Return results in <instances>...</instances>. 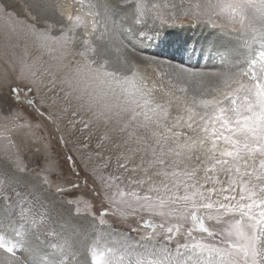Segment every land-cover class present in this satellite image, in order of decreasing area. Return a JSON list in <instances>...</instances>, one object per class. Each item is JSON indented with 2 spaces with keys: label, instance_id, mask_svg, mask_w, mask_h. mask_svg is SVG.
Segmentation results:
<instances>
[{
  "label": "snow or ice",
  "instance_id": "snow-or-ice-1",
  "mask_svg": "<svg viewBox=\"0 0 264 264\" xmlns=\"http://www.w3.org/2000/svg\"><path fill=\"white\" fill-rule=\"evenodd\" d=\"M73 7L0 0V264H264V0ZM185 27L209 63L148 54Z\"/></svg>",
  "mask_w": 264,
  "mask_h": 264
},
{
  "label": "rangeland",
  "instance_id": "rangeland-1",
  "mask_svg": "<svg viewBox=\"0 0 264 264\" xmlns=\"http://www.w3.org/2000/svg\"><path fill=\"white\" fill-rule=\"evenodd\" d=\"M64 1L58 0V2L60 4H63L64 6H66V3L68 2V0H64ZM73 1L74 0H69V2H71V4L73 3ZM165 1H166L165 3L169 2V0H165ZM19 3H20V5H23L24 0L23 1L19 0ZM75 7H79V5L77 4ZM73 13H75L74 10L72 11V14ZM21 19H24V17L21 16ZM0 28H1L0 29V32H1L0 33V42H1L0 43V72H3L4 66H5V61L8 59V56H10L13 53V51H15L17 53V55L21 54L25 43H27V44L29 43V45H31L32 41L30 38L23 36V34H20L21 36L18 35V37L14 36V35L13 36L12 35L7 36L5 34L2 26H0ZM185 28L188 31L190 30L188 27H185ZM187 30L185 31L184 28L168 29L166 34H165L167 39L166 40L163 39L162 41L172 42L173 41L172 37L174 36L175 39H177V43H175L172 46H173V48H175L177 50L181 47V44L186 43L188 50L189 49L194 50L192 52V55L198 56L197 58H195L192 61V64H195V63H197V61H200L203 59H204L203 61H209V53L212 51V43L210 42V39H207V38H206V40L203 39L204 41L202 40L203 42L201 41V43L196 42L195 40H198L197 38H200V35H198V34L201 30L200 29H192V30H194V32L192 34L190 33L188 36L186 33ZM170 31H174V32H171L172 35L168 36L167 33ZM3 38H5V39H3ZM17 38H20V39H17ZM2 42H4V43H2ZM15 44L19 45V49H18V47L13 49L12 46ZM17 49L20 51H18ZM155 51H156V49H152V48L150 49L149 48L148 54L153 55V53ZM184 52L185 51H183L181 53L183 54ZM6 53H7V55H6ZM45 58H47V57H45ZM151 72H152V69L150 68V71L148 73L152 74ZM52 110H54V109H52ZM34 123L40 124V127L35 130V136L37 138H42L43 141L45 142V144L50 146V149L53 151V154L57 155V158L60 160L65 174H67L70 179H75V177L71 176L69 171H68L70 166L67 165L63 160V156L65 155L66 150L64 149L63 145L58 143L59 133L56 132V125L52 124L49 121L42 120L39 117H37V119L34 121ZM61 127H63V124H61ZM81 168H83V165H81ZM79 182L81 183V187L83 188L84 187L83 175H82L81 180ZM90 184H91V180H89V185ZM112 242H113L112 238H103V239L99 240V243L97 246L98 258H100L101 260L116 259L121 255V253H119V252H114L113 254H109L108 249L111 247Z\"/></svg>",
  "mask_w": 264,
  "mask_h": 264
},
{
  "label": "bare ground",
  "instance_id": "bare-ground-1",
  "mask_svg": "<svg viewBox=\"0 0 264 264\" xmlns=\"http://www.w3.org/2000/svg\"><path fill=\"white\" fill-rule=\"evenodd\" d=\"M23 1V0H22ZM62 1H64V0H62ZM65 2V1H64ZM72 2V1H71ZM71 2H69V0H68V2L66 3V6H65V11L66 12H72L73 10H74V7H73V5H74V1H73V3L71 4ZM162 2H166L165 0H162ZM83 3H85V4H87V0H83ZM20 4V3H19ZM77 5V4H76ZM75 5V6H76ZM73 14H75V13H73ZM3 28V27H2ZM1 29V28H0ZM190 30L188 31L186 28H184V30L186 31L187 30V36L191 33H193L194 32V30H192V28H189ZM171 32H174V31H170V32H168V33H171ZM1 33V32H0ZM198 35H200V38H197L198 40H195L196 42H199V43H201V41L204 39V40H206V38L207 39H210V42L212 43V40L213 39H215L214 37H211V38H209V37H207L208 36V33L207 32H202V31H200L199 32V34ZM8 36V35H7ZM13 36V35H12ZM11 36V37H12ZM21 36V35H20ZM3 37V36H2ZM10 37V38H11ZM18 37V36H17ZM3 39H5V38H3ZM17 39H20V38H17ZM172 39H173V41L172 42H165V41H162V44H163V47H162V49H156V51L153 53V55H163V56H167L168 58H171L173 55H177L176 54V50H175V48H173L172 47V45H174L175 43H177V39H175V37L173 36L172 37ZM2 40V39H1ZM203 40V41H204ZM202 41V42H203ZM209 41V40H208ZM1 43V42H0ZM2 43H4V42H2ZM11 43V42H10ZM9 43V44H10ZM29 44V43H28ZM167 44V45H166ZM16 45V44H15ZM13 47V46H12ZM190 47V46H189ZM8 48V47H7ZM12 49V48H11ZM14 49V48H13ZM12 49V50H13ZM18 49H19V47H18ZM17 49V50H18ZM151 49V48H150ZM18 51H20V50H18ZM17 51V52H18ZM177 52H178V50H177ZM166 54V55H165ZM201 54V53H200ZM208 54V53H207ZM193 56V55H192ZM206 57V56H205ZM177 58H178V56H177ZM179 59V58H178ZM188 59H190V58H188ZM204 60V59H203ZM203 60H200L199 61V65L200 66H203V65H205V64H207V63H209V61H203ZM196 64V63H195ZM195 64H193V65H195ZM145 71L147 72V74H149V75H151L150 73H148L149 71H150V67L149 68H146L145 69ZM152 73V72H151Z\"/></svg>",
  "mask_w": 264,
  "mask_h": 264
}]
</instances>
